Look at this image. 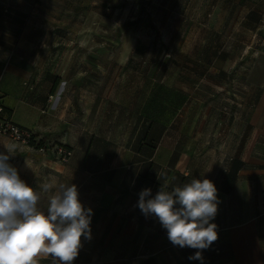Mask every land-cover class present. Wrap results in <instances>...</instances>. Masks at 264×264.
<instances>
[{
	"label": "crops",
	"instance_id": "obj_1",
	"mask_svg": "<svg viewBox=\"0 0 264 264\" xmlns=\"http://www.w3.org/2000/svg\"><path fill=\"white\" fill-rule=\"evenodd\" d=\"M110 2L115 1L0 0L2 102L13 123L33 131L47 147H66L75 156L62 163L51 153L4 136H0V152L12 148L8 163L40 195L38 210L46 213L60 184H74L84 208L92 210L91 238L81 237L72 264H264V124L230 127L228 137L214 141L212 175L196 173L192 166L179 170L181 162L172 161L173 153L158 161L162 139L172 133V123L157 131L156 123L142 120L138 112L134 126L123 134L127 138L106 131L101 95L108 92V79L103 77L108 63H98L97 51L87 53L74 43L76 21L83 15L78 5L108 6ZM99 52L102 56L103 50ZM88 69L100 71L101 76H89ZM117 118L112 127L122 125L125 130L127 122L117 123ZM146 133L154 138L158 133L160 140L142 141ZM191 145L197 144L182 143L180 149L186 151ZM119 149L123 152L117 156L114 151ZM182 176L187 183L209 179L217 189L218 210L210 223L217 225L218 239L200 250L202 261L190 260L198 250L174 246L159 219L144 215L138 207L142 190L151 189L146 198L150 199L161 186L169 191L179 187ZM46 183L54 184L48 192L42 190ZM237 198L243 200L240 212L247 215L239 222ZM253 198L259 200L253 203ZM37 264L54 261L50 255L39 256Z\"/></svg>",
	"mask_w": 264,
	"mask_h": 264
},
{
	"label": "rangeland",
	"instance_id": "obj_2",
	"mask_svg": "<svg viewBox=\"0 0 264 264\" xmlns=\"http://www.w3.org/2000/svg\"><path fill=\"white\" fill-rule=\"evenodd\" d=\"M114 1L78 5L83 15L74 43L87 53L97 51L98 63H108L103 70L108 92L101 95L106 131L126 137L138 112L142 120H153L157 131L172 123L158 161L173 153L179 170L192 166L212 175L214 141L228 137L230 127L264 124V0ZM88 75L101 72L88 69ZM115 117L128 127H112ZM189 142L197 145L180 149ZM241 200L236 199L238 222L247 216L240 212Z\"/></svg>",
	"mask_w": 264,
	"mask_h": 264
},
{
	"label": "clouds",
	"instance_id": "obj_3",
	"mask_svg": "<svg viewBox=\"0 0 264 264\" xmlns=\"http://www.w3.org/2000/svg\"><path fill=\"white\" fill-rule=\"evenodd\" d=\"M11 147L0 152V264H37V257L51 256L54 264H72L81 237L91 238V213L78 198L74 184H60L45 211L38 210L40 195L8 163ZM54 184L42 185L48 192ZM151 189L139 193L141 212L155 215L174 246L197 249L190 260H201L202 251L218 239L217 189L209 179L165 190L150 199ZM178 205V207H177Z\"/></svg>",
	"mask_w": 264,
	"mask_h": 264
},
{
	"label": "built area",
	"instance_id": "obj_4",
	"mask_svg": "<svg viewBox=\"0 0 264 264\" xmlns=\"http://www.w3.org/2000/svg\"><path fill=\"white\" fill-rule=\"evenodd\" d=\"M53 97H51L52 99ZM0 136L7 137L15 142L24 144L26 146L32 147L31 144L39 143L38 137H35V133L31 130L22 128L15 123H13L11 117L6 113L5 106L0 97ZM33 148V147H32ZM35 149V148H34ZM37 151L47 154L51 153L54 158L59 160L62 163H67L73 156V152L64 147L55 146V147H47L43 146Z\"/></svg>",
	"mask_w": 264,
	"mask_h": 264
},
{
	"label": "trees",
	"instance_id": "obj_5",
	"mask_svg": "<svg viewBox=\"0 0 264 264\" xmlns=\"http://www.w3.org/2000/svg\"><path fill=\"white\" fill-rule=\"evenodd\" d=\"M5 111H6V113L11 117V113H10V111L5 107ZM35 137H37L36 135H35ZM156 139V136H155V138H154V135L153 134H151V135H149L148 133H146L144 136H142V141H146V142H148V141H154ZM150 142V143H151ZM31 146L33 147V148H35V149H39L40 147H43V146H46L42 141H39V143L38 144H35V143H32L31 144ZM149 146H151V145H149ZM64 148H66V147H64ZM151 149L152 148H154L153 146H151L150 147ZM66 149H69V148H66ZM69 150H71V149H69ZM154 149H152V151H153ZM242 165H238L237 167H236V172L240 169V167H241ZM187 181H188V178L187 177H184V176H182L181 178H180V186H183L184 184H186L187 183ZM234 184V182H232V185Z\"/></svg>",
	"mask_w": 264,
	"mask_h": 264
}]
</instances>
